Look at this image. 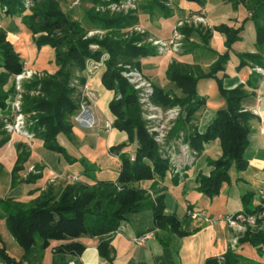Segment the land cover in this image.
Listing matches in <instances>:
<instances>
[{
	"label": "trees",
	"instance_id": "16d2710c",
	"mask_svg": "<svg viewBox=\"0 0 264 264\" xmlns=\"http://www.w3.org/2000/svg\"><path fill=\"white\" fill-rule=\"evenodd\" d=\"M0 0V9L11 17L21 14V23L31 32L32 40L37 47L49 45L54 50V62L58 69L50 74L42 72L23 83L21 112L29 115L26 127L42 140L43 147L56 153L68 163L79 162L84 175L91 183L81 181L66 182L61 187L46 184L33 199L23 202L11 196L0 197V219L23 250L20 258L11 255L4 246H0V259L5 264H38L44 249L51 240H65L55 251L80 254L84 245L78 241L81 237H98V254L111 262L114 250L110 241L120 225L131 213L143 209L149 204L153 219L158 227H170L178 230V221L173 215L163 212L159 198H152L148 189L141 185L151 181L152 186L162 180L168 167L161 157L158 146L147 133L141 118V111L136 92L120 75L118 64H132L141 68L140 59L158 54L156 46L146 42L147 33L129 32V28L138 24V15L146 13L150 19L168 18L174 14L167 0H134L127 10H111V4L121 5L124 0H82L89 5L83 11L82 19L74 17L61 7V0ZM200 5L205 0H187ZM242 3L251 12L254 30L255 53L238 54V67L245 64V59L254 64H263L264 25L257 18L264 16V0H226ZM191 14L180 20L183 24L177 31L183 36L182 50H209V41L213 31L224 37L226 51L212 52L215 57L206 70L196 64H187L172 60L165 70V77L179 91L175 94L159 86L154 87L152 100L163 107L179 105L182 112L170 130L169 137L183 133L184 140L198 153L204 145L218 139L220 156L206 158L210 167L208 174L199 172L196 176L197 189L213 197L219 193L222 183L230 178V172L243 171L247 167L245 150L248 147L250 133L249 121L254 115L244 110L242 100L247 95L244 85L225 88L218 73L224 71L229 60L232 45L239 39L244 28V21L234 28L226 24L212 27L201 23H187ZM180 20H177L176 23ZM101 30L100 35L88 36L90 30ZM96 44L98 49L90 45ZM105 70L101 76L102 85L115 92V97L108 107L113 115V127L124 131L128 143L113 145L109 148L120 162L119 172L114 179L96 178L92 175L95 167L84 158H75L58 142V134L71 137L70 116L76 111L77 104L73 98V89L69 83L76 71L85 69L86 61L100 60L102 55ZM23 69V62L7 39L6 30L0 27V111L7 108V99L12 91L11 77ZM201 78L215 79L225 107L215 113L213 121L205 132L192 129L196 111L205 104V98L196 92L197 81ZM9 83V85H8ZM116 96H119L118 98ZM12 118V117H11ZM6 116L0 114V148L9 140L4 130ZM133 144V159L127 154L126 147ZM124 151V152H121ZM17 156L11 169V184L33 182L40 177L41 165H34V171L25 177H19V171L29 157L26 144H16ZM18 182H17V181ZM255 192L248 191L241 195L243 211L246 213H263L264 204L252 205ZM264 217V216H263ZM247 228L240 236V242H249L261 254H264V229ZM223 261L207 259L205 264H228L234 257L230 251L223 255Z\"/></svg>",
	"mask_w": 264,
	"mask_h": 264
},
{
	"label": "crops",
	"instance_id": "0c3cea01",
	"mask_svg": "<svg viewBox=\"0 0 264 264\" xmlns=\"http://www.w3.org/2000/svg\"><path fill=\"white\" fill-rule=\"evenodd\" d=\"M170 4L174 11L171 17L154 18L150 22L147 14L138 15V24L144 27L148 36L154 39H169L176 21L191 13L203 17L204 25L208 27L226 24L237 28L246 21L239 39L232 45L224 71L218 73V76L222 77L225 88L244 85L247 95L241 103L243 109L249 112L252 109L258 111L249 121V144L244 153L248 163L246 169L238 173L231 171L229 180L222 183L217 195L209 197L200 192L197 189V174L199 172L208 174L210 167L206 164V158L215 159L221 154L219 141L215 139L204 145L197 161L186 169L181 178L166 173L163 179L153 186L151 181L141 183L151 193L152 198L160 199L163 212L177 219L178 230L184 234L180 235L172 231L170 227H158L154 222L151 206L146 204L140 211L129 214L127 220L112 236L110 246L114 250V258L111 262L98 254V237H81L78 241L84 245V250L80 254L57 252L55 249L68 241L51 240L38 264H70L71 262L72 264H205L207 259L218 261V258L228 251L234 256L228 264H262L263 254L249 242H240L239 238L243 233L229 227L222 220L225 214L243 210L242 194L254 191L252 205L255 207L261 203L260 195L264 193V136L262 134V131L264 132V76L254 70L253 67L256 64L249 59H245V64L238 67V54L257 51L251 12L242 3L226 0H205L202 5L187 0H171ZM257 21L264 25V16L257 18ZM0 27L6 30L7 39L12 43L26 67L50 73L57 70L53 48L49 45L37 47L34 44L31 32L21 23V14L11 17L0 9ZM209 48V50L194 49L190 52L181 50L178 53H171L168 50L162 54L144 57L140 59L141 69L154 80L156 85L178 95L179 91L165 77L167 65L172 60H176L196 64L206 70L215 58L213 51L217 53L226 51L223 35L213 31ZM262 61L264 64V55ZM86 73L84 72L83 75H88ZM99 76L100 74L92 75L91 81L99 94L98 116L100 121L106 119L112 121L114 117L109 111L110 100L107 99L109 91L101 86ZM196 92L205 98V104L196 111L192 129L203 133L213 121L216 111L225 107V101L220 96L217 83L213 78L199 79ZM0 114L13 118L11 97L7 100V108L0 111ZM99 127L96 129L100 131L99 136L91 138L92 145H86L83 142L85 134L91 133L90 130L79 127H73L71 137L58 134L57 140L71 156L86 157L87 161L95 167L92 175L96 178L114 179L119 172L120 162L116 156L108 154L106 149L125 143L127 135L115 128L105 132ZM18 143L29 147V157L23 164L24 168L19 171V177H25L30 172V166L41 165L42 168L40 177L35 181L12 185L11 169L17 156L16 144ZM69 176H76L79 180L88 183L92 182L88 176L84 175L83 167L79 162L70 164L62 156L48 151L43 147L42 140L35 135L27 139L19 134H13L0 148V197L11 196L17 201L27 202L36 197L46 183L60 177L69 178ZM66 182L69 181L66 180ZM188 211H202L204 215L198 214L194 217ZM145 232H150L151 236L143 244H137L134 238ZM0 246H4L17 258L23 254V250L8 232L3 219H0ZM0 264L5 263L0 259Z\"/></svg>",
	"mask_w": 264,
	"mask_h": 264
},
{
	"label": "rangeland",
	"instance_id": "374dc122",
	"mask_svg": "<svg viewBox=\"0 0 264 264\" xmlns=\"http://www.w3.org/2000/svg\"><path fill=\"white\" fill-rule=\"evenodd\" d=\"M133 1L134 0H124V1H121V5L120 6H116V5H114V4H111V5H109L110 6V9L111 10H114V11H117V10H119V9H121V10H127V9H129V8H131V7H134V5L135 4H133L132 5V3H133ZM136 1H139V0H136ZM212 1H216V0H212ZM27 2H29L28 0H26V2L25 3H27ZM167 2H168V4L171 6V0H167ZM60 4H61V7H62V9L64 10V11H66V12H70L74 17H76V18H78V19H82V16H83V11H84V9H86L87 7H89V5L90 4H88V3H86V2H83L82 0H61V2H60ZM142 14H146V13H142ZM159 18H161V17H159ZM144 19H145V17H144ZM150 22L152 21L151 19L149 20ZM190 22H192V23H194V24H197V23H201L202 25H204L205 24V19L203 18V17H201L200 15H197L196 13H191V16H190V19H187V23H190ZM183 24V21L182 20H180V21H178L177 23H175L174 24V26H173V29H172V31H171V35H170V38L169 39H167V40H161V39H154L153 37H150V36H148L147 37V39H146V42H149V43H151L152 45H154V46H156V48H157V52H158V54H162V53H164V52H166V51H170L171 53H178V52H180L181 50H182V40H183V36L177 31V27H179V26H181ZM204 26H206V25H204ZM128 30H130L129 32H132V31H135V32H138V33H144V32H146L145 31V29H144V27L142 26V25H139V24H137V25H135L134 27H132V28H129ZM176 33H175V32ZM103 32L101 31V30H95V29H93V30H90L88 33H87V35L88 36H93V35H100V34H102ZM148 35V34H147ZM160 40V41H159ZM156 42H158V43H156ZM159 42H164V43H166L167 45L166 46H164V47H161V45H160V43ZM90 47L92 48V49H98V46L96 45V44H92V45H90ZM107 57V55L106 54H103L102 55V57H101V59L100 60H94V59H90V60H87L86 61V65L88 64V63H90L91 64V66H89V70H88V68H86V65H85V69L83 70V71H76L75 72V74H74V76L71 78V80H70V83H69V85H70V87L73 89V93H72V95H73V98L75 99V102H76V104H77V109H76V111L70 116V118H69V120H70V123H71V130L73 129V127H79V126H77L75 123H74V121H73V116L75 115V113L78 111V109H79V104H80V100H81V96H82V86H84V85H87V87L88 88H90V90L93 92V96H94V98L92 97H90V96H86V97H84V101H85V104L86 105H88V106H90V108L92 109V112H93V114H94V116H95V118H96V120L98 121V123H101V127H99V125L97 126V127H95V128H93V129H88V130H90V132L91 133H93V134H85V136H84V139H83V142H85V144L87 145H92V143H91V138H93V137H95V136H99V133H100V131H98V130H96L98 127L100 128V130H102L101 128H103V130L105 131V132H109V131H111L114 127H113V120L111 121V129L109 130V131H107V130H105V128L103 127V123L105 122V120L104 121H100V117L98 116L99 114H98V112H99V107H98V102H99V94H98V92L96 91V89H95V87L91 84V81H92V75L94 76V75H98V74H100V84H101V86L104 88V89H106L103 85H102V83H101V76H102V74H103V72H104V70H105V65H104V62H103V60L105 59ZM124 65H130L132 68H135V69H137L138 71H140L141 72V74H142V76L145 78V79H147V81L148 82H150V84L152 85V88H153V91H152V93H151V96L149 97V100L153 103V104H155V105H158V106H160L163 110H166V107H163V106H161V105H159V104H156L153 100H152V97H153V94H154V87L155 86H158V85H156L155 84V82H154V80L153 79H151L149 76H147L146 75V73L145 72H143V70L141 69V68H137L136 66H134V65H132V64H118V66L121 68L120 69V75L122 76V77H124L125 79H126V81L132 86V88L134 89V91L136 92V96H137V101H138V104H139V107H140V111H141V118H142V120H143V122H144V127H145V129H146V131H147V133L153 138V140L155 141V139H154V133H152V132H150L149 131V129H148V127L150 126V123H153L152 121H154L155 119H154V117H152V115H154V112L155 111H151V112H148V107H146L144 104H143V102H142V99H140L141 98V96L139 95V91L137 90V89H135L134 88V84L133 83H131L128 79H127V77H125L123 74H124V70H123V67L122 66H124ZM93 66H95V67H93ZM256 67H260V68H262L263 69V72H264V65H255L253 68H254V70H255V68ZM58 69V68H57ZM207 69V68H206ZM25 70H29V71H31V76L29 77V78H24V79H22L21 80V82H20V89H16L15 88V85H16V76L18 75V74H20L21 72H23V71H25ZM256 71V70H255ZM20 73H18V74H15L14 76H12L11 77V82H12V91H11V93H10V95H9V98L11 97V108H12V103L14 102V101H16L17 100V98H18V101L20 102L19 103V110H16V109H14V108H12V112H13V117L15 118L16 117V115L18 114V113H21L22 114V118L24 119V121H25V124H24V127H23V130L24 131H26L28 134H29V136H31L32 137V132L26 127V124H27V122H28V117H29V115H27V114H24L23 112H21V110H20V108H21V103H22V92H23V83L25 82V81H28V80H30L33 76H35V75H37V76H40L41 74H42V72H44V71H40V70H36V69H33V68H30V67H26L25 66V64H23V69H22V71H21ZM45 72H47V71H45ZM84 72L86 73V74H88V75H83L84 74ZM256 72H258V71H256ZM47 73H50V72H47ZM52 73H54V72H52ZM52 73H50V74H52ZM259 73V72H258ZM260 75H262V76H264L263 74H261V73H259ZM174 86V85H173ZM106 90H108V89H106ZM109 91V95H107V99L108 100H112L114 97H115V92L113 91V90H108ZM110 91H112V92H110ZM117 98L119 97V96H116ZM8 100V99H7ZM109 101V102H110ZM174 106V105H173ZM176 106H178V107H180L179 105H176ZM171 107V106H170ZM181 109V108H180ZM110 111V110H109ZM14 112H15V115H14ZM181 112H182V110H181ZM149 113H151V115H148ZM251 113L252 114H257L258 113V111L256 110V109H252L251 110ZM181 115V113L179 114V116ZM150 116V117H149ZM178 116V117H179ZM177 117V118H178ZM14 118H11V119H9V120H4V126H5V124L6 123H9V122H12L13 121V119ZM176 118V119H177ZM102 119V118H101ZM176 119L173 121V124H172V126H171V128L173 127V125H174V123H175V121H176ZM107 120V119H106ZM15 122V121H14ZM3 126V128H4V130L9 134V138H10V136L11 135H13V134H19V135H21V136H23L22 134H20V133H16V132H14V133H11V132H9L7 129H5V127ZM79 128H81V127H79ZM171 128L169 129V131H168V133H167V140H166V142H167V144H170V146H172V145H174V146H176L177 144H176V142H177V139L179 138V137H181L182 136V140H183V142H185L188 146H189V144L184 140V135H183V133H181V132H179L178 133V135L176 136V137H169V133H170V130H171ZM116 129V128H115ZM118 130V129H117ZM120 131V130H119ZM124 132V131H123ZM180 134H182V135H180ZM262 134H263V136H264V132L262 131ZM29 136H24L25 138H29ZM59 142V141H58ZM156 142V141H155ZM60 143V142H59ZM125 143H128V140L126 139V142ZM61 144V143H60ZM156 144H157V146H158V150H159V152H160V155H161V157L162 158H164L166 161H167V163H168V166H169V162H168V159L166 158V157H163L162 156V154H161V150L162 151H164V148H162V146L158 143V142H156ZM62 145V144H61ZM63 146V145H62ZM64 147V146H63ZM190 147V146H189ZM65 148V147H64ZM110 148V147H109ZM109 148H107L106 149V152L108 153V154H110V155H113V156H116L117 157V155L114 153V152H110L109 151ZM191 148V147H190ZM66 149V148H65ZM81 149H82V151H84V148H82L81 147ZM192 149V151L194 152V155H195V159H194V162H196L197 161V158H198V156H199V153L196 151V150H194L193 148H191ZM133 150H134V146H133V144H128V146H127V148H126V152H127V154L133 159ZM121 152H124V151H122L121 150ZM69 154V153H68ZM70 155V154H69ZM81 158H84L86 161H87V158L86 157H81ZM117 159H118V157H117ZM88 162V161H87ZM89 163V162H88ZM187 168H189V167H186L185 168V170L187 169ZM29 171H34V166H30L29 167ZM166 173L167 174H169V172H168V167H167V170H166ZM177 176V175H176ZM179 177V176H178ZM66 180L67 181H71V182H77L78 180H77V177H76V179H74V178H72L71 176H69V178H58V179H55L53 182H48V183H46V184H49V183H52L53 185H54V187H56V188H58V187H61L62 185H64L65 183H66ZM46 184H45V186H46ZM143 184H144V182H143ZM45 186L43 187V188H45ZM42 188V189H43ZM150 193V192H149ZM263 194V193H262ZM150 195H151V193H150ZM263 216H264V214H263ZM261 217V219H259L258 220V223L260 224V226L259 227H261L262 228V226L264 225V217ZM247 228H252V227H246V229ZM246 229H244V230H241L240 232L241 233H243Z\"/></svg>",
	"mask_w": 264,
	"mask_h": 264
},
{
	"label": "built area",
	"instance_id": "2783aa9c",
	"mask_svg": "<svg viewBox=\"0 0 264 264\" xmlns=\"http://www.w3.org/2000/svg\"><path fill=\"white\" fill-rule=\"evenodd\" d=\"M159 43L161 47L167 45L164 42H159ZM90 63L86 65V68H88V70H89V66H91ZM122 67L124 70L123 75L127 77V79L134 84V88L139 91V95L141 96L140 99H142L143 104L149 108L148 112L155 111L154 115H152V117H154L155 120L152 121L153 123H150L148 129L150 132L154 133L155 141L158 142L162 146V148H164V151L161 150V154L163 157H166L168 159L169 174L172 176L177 175L181 178L184 172L186 171L185 168L191 167L195 163L194 152L185 142H183L182 136L177 139L176 146L174 145L170 146V144H167L166 142L167 133L171 128L173 121L181 113L180 107L174 105L171 107H166V110H163L160 106L153 104L149 100V97L151 96V93L153 91L150 82H148L147 79H145L142 76L140 71H138L135 68H132L130 65H124ZM255 70L264 75L262 68L256 67ZM30 76H31V71L29 70H25L20 74H18L16 76L15 88L20 89L21 80L24 78H29ZM82 89L83 90L79 104V109L73 116V121L77 126L83 129H90V128L93 129L97 127L99 123L96 120L90 106L86 105L84 101V97H86L87 95L90 96L91 98L92 97L94 98L93 92L90 90V88L87 87V85L82 86ZM19 103L20 102L18 101L17 98V100L12 103V108L19 110ZM148 115H151V113H149ZM110 123H111L110 120H105V122L103 123V127L105 128V130L109 131L111 129ZM24 124L25 121L22 118V114L18 113L16 117L13 119V121L6 123L4 127L11 133L16 132L22 134L23 136H29V134L23 130ZM71 177L76 179V176H71ZM260 199L262 204H264V193L260 195ZM188 213L194 217L197 216L198 214L204 215L202 211H188ZM262 216L263 213H257V212L246 213L243 210H239L232 214L223 215L222 220L226 222V224L229 227L234 228L240 232L241 230L246 229V227L255 228L258 224V220L261 219ZM262 228L264 229V225L262 226ZM150 236H151L150 232H145L139 236H136L134 240L137 244H143L146 241V239H148ZM223 259L224 257L220 256L218 258V261H223ZM70 264H72V262ZM262 264H264V254L262 255Z\"/></svg>",
	"mask_w": 264,
	"mask_h": 264
}]
</instances>
